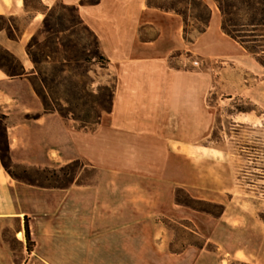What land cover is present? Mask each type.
Instances as JSON below:
<instances>
[{
	"label": "crops",
	"instance_id": "1",
	"mask_svg": "<svg viewBox=\"0 0 264 264\" xmlns=\"http://www.w3.org/2000/svg\"><path fill=\"white\" fill-rule=\"evenodd\" d=\"M58 2L78 6L115 75L111 109L93 129L46 111L31 82L36 71L27 43ZM208 4L209 26L187 42L183 17L150 6L148 0H36L35 5L32 0H0V15L23 21L17 38L10 35V24L0 29V46L26 71L10 76L0 68V122L11 158L41 168L81 159L95 169L92 181L42 187L14 178L0 158V264H264V220L244 204H229L234 182L228 171L211 168L226 156L204 146L218 117V103L211 104L210 95L220 88L219 81L223 87L232 82L231 73L224 69L217 77L194 67L183 52L234 63L242 72L237 93L263 110L264 74L254 56L222 30L218 5ZM249 72L261 75L255 86L261 95L241 85ZM230 94L226 99L234 98ZM177 188L221 203L224 211L210 217L179 204ZM171 222L205 243L173 249ZM208 243L216 251L207 250Z\"/></svg>",
	"mask_w": 264,
	"mask_h": 264
},
{
	"label": "rangeland",
	"instance_id": "2",
	"mask_svg": "<svg viewBox=\"0 0 264 264\" xmlns=\"http://www.w3.org/2000/svg\"><path fill=\"white\" fill-rule=\"evenodd\" d=\"M32 1L35 5L36 0ZM152 1L166 4L173 0ZM204 1L207 4L208 2L217 4L215 0ZM174 2L178 8L184 9L187 13V23L184 21V29L187 30V33L185 34L183 29V34L187 42H192L198 37L200 34L199 29L202 27V24L194 16L203 12L204 9L198 7L194 0H174ZM46 16L48 17V23L57 29L56 32L53 30L48 31L46 28L44 24ZM46 16L42 20L40 29L27 43L28 52V44L33 38L30 50L40 60L37 65L40 73L36 72L37 75L32 76L31 79L37 86L42 87L50 106L61 108L65 112L66 118H69L75 126L87 125L94 127V122L98 119V116L107 111L106 108L111 105L110 90L115 85L114 72L107 64L104 66L84 59L89 54L88 49L95 47L94 37L83 24L73 25L72 20H76V18L71 9L58 2ZM221 18H223L222 13ZM4 23L14 26L20 34L18 30H20L23 23L21 19L17 17H10L6 21L0 19V25ZM68 43V47L63 45ZM250 44L255 45L253 42ZM65 49L68 50L67 53ZM183 53L185 59L190 60L194 67L210 70L217 77H220L224 69L231 73L227 77L232 82L223 87L219 81L220 88L210 95V103H218V117L214 131L209 139L204 142V146L217 148L220 154L226 156L217 164L213 162L211 168L218 167L225 175L228 171L229 180H233L234 189L229 195L231 199L229 204L233 206L244 204V208H251L256 212L258 218L264 220V110L246 95L237 93L240 90L237 81L242 72L233 65L234 63L226 59L202 60L198 55L191 54L190 51ZM66 54L69 55L66 57ZM252 56L254 55L252 54ZM254 58L256 59V56ZM195 60L200 61L199 66L193 64ZM258 64L262 74H264V68L259 62ZM185 67H188V64ZM40 75L48 79L54 78L51 88L41 81ZM260 78L261 75L249 72L246 74L245 83H241V85H247L251 90H255ZM228 92L235 93L234 98L226 99V97L231 96V94L227 95ZM254 92L261 95L262 90H255ZM40 98L43 102L42 97ZM240 109L245 110V112L240 111ZM3 118L0 110V121ZM72 162H74L72 167L67 169L68 185L73 182L82 183L95 179V169L88 166L81 159ZM10 164L12 170L16 172H20L22 166L31 169L41 168L20 164L12 158ZM63 166L48 168L57 170L58 174L64 177L63 172L60 171ZM179 195L182 199H185L187 191H180ZM221 205H206L209 210L214 212L210 213V217L222 214L224 205L223 207ZM170 225L172 227L170 240L173 249L180 250L190 243L199 245L205 243L199 235L178 223L171 222ZM5 234L13 246L17 245L10 231L6 230ZM206 248L209 251H216V246L213 243L206 244ZM208 254L215 258L214 253L210 252ZM233 264L242 263L233 262Z\"/></svg>",
	"mask_w": 264,
	"mask_h": 264
},
{
	"label": "trees",
	"instance_id": "3",
	"mask_svg": "<svg viewBox=\"0 0 264 264\" xmlns=\"http://www.w3.org/2000/svg\"><path fill=\"white\" fill-rule=\"evenodd\" d=\"M100 0H81L82 4H96ZM183 1V0H180ZM187 1V0H186ZM198 7H201L205 10L203 12H200L199 14L195 15L194 18L202 24V27L199 29L200 33L204 32L207 27L209 26L211 16H212V10L209 7V5L204 0H194ZM218 4V7L222 13V30L238 42H240L250 53H252L254 56H256L257 61L262 65L264 68V0H215ZM148 4L153 7H157L163 10L167 11H174L178 14H180L185 23H187V13L184 9L178 8L175 5L174 0L170 3H154L152 0H148ZM63 6L71 9L75 13L76 20H72L73 25L77 24H83L85 28L91 32L92 36L94 37V44L95 47L93 49L89 48L87 56L84 57L86 61L99 63L101 65L107 64L109 65V59L104 55V53L101 51L99 46V40L97 35L83 22V20L80 17V14L78 12V6L77 5H66L62 3ZM47 16L44 19V24L48 31L53 30L57 31L55 27H53L51 24L47 21ZM1 20H8L10 18L4 17L3 15H0ZM8 26L1 24L0 29ZM10 30V35L14 38H17L19 33L17 32L16 28L12 25L8 26ZM20 31V30H18ZM185 34L187 33V30L184 29ZM33 40V38H32ZM28 44V54L31 58V60L35 64V70L40 73L39 69L37 68V65L39 64L40 60L37 57L36 54H34L31 50V42ZM253 42L255 45H251L250 43ZM65 47H68V44H63ZM66 53L68 52L67 49H65ZM86 53V52H85ZM66 54L65 56L67 57ZM48 56H50L48 54ZM17 64H16V63ZM0 68L4 70L8 75L10 76H21L26 73L25 68L21 61L9 50L4 49L0 46ZM37 75V74H34ZM33 75V76H34ZM41 81L44 82L45 85H48L49 88H51L52 83L54 81V78L48 79L45 76L40 75ZM32 85L37 92V94L42 97L44 107L46 111H58L62 116L66 117L65 112L56 106H50L49 101L47 100V96L42 90V87L37 86V84L31 79ZM107 89H110L108 87H105ZM113 93L114 88L110 90V96H111V105L107 107V110L111 109L112 106V100H113ZM255 108H257L256 104H254ZM240 111L245 112V110L240 109ZM264 112V111H263ZM98 119L94 122L96 125L99 121ZM94 125V126H95ZM81 128L86 129H93L94 127H90L87 125L80 126ZM0 158L2 161V164L4 165L5 169L16 179L22 180L28 184L38 185L42 187H57V188H64L69 186L68 181V168H71L74 162L68 163L66 166H63L60 168V171L63 172L64 177L60 176L57 172V170H52L48 167L46 168H34L31 169L26 166H22L20 172H16L12 170L11 168V156H10V145L8 141L7 131L5 126L2 122H0ZM74 180V179H73ZM73 182V181H72ZM72 184V183H71ZM180 191H184L183 188H177L176 190V201L179 204L189 206L193 209L207 212V213H214L213 211L209 210L206 205H214V206H220L221 204H217L211 201L198 199L192 197L189 193H187V197L185 199H182L179 195ZM223 207V205H221ZM25 235H26V241H27V248L28 250H31L34 242L31 238V230L29 227L28 219L26 218L25 221ZM199 245V244H197Z\"/></svg>",
	"mask_w": 264,
	"mask_h": 264
},
{
	"label": "built area",
	"instance_id": "4",
	"mask_svg": "<svg viewBox=\"0 0 264 264\" xmlns=\"http://www.w3.org/2000/svg\"><path fill=\"white\" fill-rule=\"evenodd\" d=\"M193 64H194L195 66H199V65H200V61L195 60V61L193 62Z\"/></svg>",
	"mask_w": 264,
	"mask_h": 264
},
{
	"label": "bare ground",
	"instance_id": "5",
	"mask_svg": "<svg viewBox=\"0 0 264 264\" xmlns=\"http://www.w3.org/2000/svg\"><path fill=\"white\" fill-rule=\"evenodd\" d=\"M18 235H19V237H23V233L22 232H19Z\"/></svg>",
	"mask_w": 264,
	"mask_h": 264
}]
</instances>
